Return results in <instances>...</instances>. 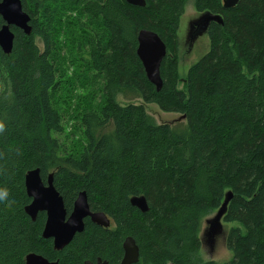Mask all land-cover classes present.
Here are the masks:
<instances>
[{"label": "trees", "instance_id": "16d2710c", "mask_svg": "<svg viewBox=\"0 0 264 264\" xmlns=\"http://www.w3.org/2000/svg\"><path fill=\"white\" fill-rule=\"evenodd\" d=\"M144 1L21 0L31 32L11 27L12 50L0 49V193L8 201L0 205V264H25L28 253L119 264L127 236L139 248L134 264H264V0L232 8L191 0L223 22L208 26V48L182 88L178 29L189 0ZM140 30L166 45L159 91L136 54ZM86 88L98 89L95 108L85 107L95 94ZM144 104L184 118L159 123ZM37 168L42 181L52 173L68 213L84 191L110 226L85 219L81 233L53 250L41 236L45 214L32 221L24 211V177ZM229 191L222 221L233 223L225 236L231 258L201 260V223ZM132 196H144L148 210L132 206Z\"/></svg>", "mask_w": 264, "mask_h": 264}, {"label": "water", "instance_id": "95a60500", "mask_svg": "<svg viewBox=\"0 0 264 264\" xmlns=\"http://www.w3.org/2000/svg\"><path fill=\"white\" fill-rule=\"evenodd\" d=\"M132 6L143 7L144 0H125ZM239 0H222L224 8H232L238 4ZM0 16L3 24L0 27V49L3 53H10L13 47L14 33L11 27L20 29L24 34L31 32L29 25L30 16L23 9L21 0H0ZM222 24L223 19L220 14H213L205 11L189 22L185 43L190 47L197 38L206 34L210 23ZM136 54L140 60L147 80L159 91L162 87L160 76L161 61L166 54V45L160 37L153 31L140 30L137 34ZM181 115L175 120L183 119ZM172 122V121H170ZM24 185L27 196L31 202L25 206L24 211L32 221L36 219L38 212H45L46 219L42 229V238L52 239L55 250L65 247L76 234L84 230V219L98 226L108 227L109 219L102 212H92L87 202L86 193H78L72 210L68 217L63 206L62 198L52 184V173L47 176L46 184L40 177V170H29L24 177ZM232 198L231 192H227L215 214L208 220L207 234L211 236L215 228L219 227L220 221L226 211L227 205ZM132 206L141 212L148 210V205L144 196H132L129 199ZM123 256L119 264H134L139 258V248L132 237H126L123 244ZM25 264H59L58 261H49L41 255L28 253L25 256ZM84 264H108L107 261L97 259L95 263L85 261Z\"/></svg>", "mask_w": 264, "mask_h": 264}, {"label": "rangeland", "instance_id": "374dc122", "mask_svg": "<svg viewBox=\"0 0 264 264\" xmlns=\"http://www.w3.org/2000/svg\"><path fill=\"white\" fill-rule=\"evenodd\" d=\"M199 14L200 13H198L195 10L191 0L185 3L183 14L180 17V25L178 29L180 49H179L178 56H177V73H178L179 78H181L179 80L180 82L178 84V88L183 87L182 79L185 77L189 66L195 63L199 59V57L204 54V52L208 48V38L206 34L197 38L191 47L188 43H185V36L188 31L189 22L197 18ZM86 90L89 93V98L92 97L94 93L95 94L92 98L86 100V104L87 103L88 104L85 105V107L95 108L96 106H98L97 103L99 102V99H100V97L98 96V89L93 90V93L88 91L90 90L88 88H86ZM76 94H78L80 98H83L84 96V94L79 91H77ZM117 100L121 104L131 103L122 97H119ZM132 103H142V101L139 98H137V99L132 100ZM144 107H145L146 112L159 123L170 122V121L173 122V121H176L175 119L177 117H179L175 113L163 112L155 104H144ZM74 130H76L75 135L78 136L79 131L77 127H75ZM68 140L69 141L74 140L73 141L74 143L79 142L78 140L73 139L71 135L68 138ZM215 212L205 217L201 223V228H200V233H199V238L201 241V248L199 252L197 253V255L201 260H204V261L214 260L216 262L222 263V262H226L227 260L231 258V253L227 250L226 245H225V236L227 234L228 229L230 228V226L233 225V223H225L221 220L219 227L215 228L213 234L209 236L207 234L208 227H209L208 220H210V218L215 214Z\"/></svg>", "mask_w": 264, "mask_h": 264}, {"label": "flooded vegetation", "instance_id": "af4514ba", "mask_svg": "<svg viewBox=\"0 0 264 264\" xmlns=\"http://www.w3.org/2000/svg\"><path fill=\"white\" fill-rule=\"evenodd\" d=\"M49 174H51V173H49ZM42 180V179H41ZM46 181H47V178H46V180L45 181H43V183L44 184H46ZM52 184H53V178H52ZM54 186V185H53ZM55 188V187H54ZM56 190V189H55ZM57 191V190H56ZM58 192V191H57ZM59 193V192H58ZM59 195H60V193H59ZM78 195V194H77ZM61 196V195H60ZM77 197V196H76ZM87 197V196H86ZM61 198H62V196H61ZM31 199V198H30ZM76 199V198H75ZM75 201V200H74ZM62 202H63V198H62ZM88 202V201H87ZM74 203V202H73ZM63 206H64V202H63ZM72 207H73V205H72ZM65 208V207H64ZM72 210V209H71ZM65 211H66V209H65ZM71 212V211H70ZM70 212L68 213L67 211H66V217H68L69 216V214H70ZM93 212V211H92ZM38 213H44L45 214V212H38ZM38 215V214H37ZM37 217V216H36ZM45 219H46V214H45ZM85 219H89L88 217L87 218H85ZM85 219H84V226H85ZM89 221H90V219H89ZM91 222V221H90ZM110 222V221H109ZM45 223V222H44ZM92 223V222H91ZM94 224V223H93ZM44 226V225H43ZM109 226H110V224H109ZM108 226V227H109ZM102 227V226H101ZM104 228H107V227H104ZM42 234V233H41ZM79 234V233H78ZM77 235V234H76ZM75 235V236H76ZM74 236V237H75ZM127 237H131V236H127ZM126 238V237H125ZM125 238L122 240V244H123V242H124V240H125ZM48 240H51V245H52V248H53V250H55L54 249V247H53V241H52V239H48ZM122 244H121V246H122ZM64 248V247H63ZM62 248V249H63ZM61 249V250H62ZM122 250H123V248H122ZM56 251H60V250H56ZM122 256H123V253H122ZM45 258V257H44ZM122 258V257H121ZM97 259H101L100 257H97L96 259H95V261H91L92 263H95L96 262V260ZM102 260V259H101ZM49 261H57V260H49ZM85 261H90V260H84V262ZM84 262H83V264H84ZM59 263V262H58Z\"/></svg>", "mask_w": 264, "mask_h": 264}, {"label": "clouds", "instance_id": "9594fccd", "mask_svg": "<svg viewBox=\"0 0 264 264\" xmlns=\"http://www.w3.org/2000/svg\"><path fill=\"white\" fill-rule=\"evenodd\" d=\"M8 201H7V197L5 195H3L2 193H0V205H7Z\"/></svg>", "mask_w": 264, "mask_h": 264}]
</instances>
